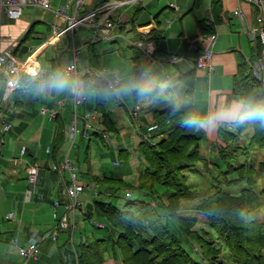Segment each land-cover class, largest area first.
Returning <instances> with one entry per match:
<instances>
[{
  "label": "crops",
  "instance_id": "crops-1",
  "mask_svg": "<svg viewBox=\"0 0 264 264\" xmlns=\"http://www.w3.org/2000/svg\"><path fill=\"white\" fill-rule=\"evenodd\" d=\"M140 1L128 6H139ZM170 2L176 4L178 8L167 6L172 11L170 16H166V19L170 17L168 23L166 20L163 23L159 21L160 12L152 17V21H137V14L132 18L137 10H143L142 7H136L132 14H127V8L122 10L126 5L116 9V14L125 13L124 20L118 21L109 30L108 36L105 37L107 39L104 41L115 43L121 39L124 46L123 48L120 45L104 47V67L112 71L109 73L111 78L116 74L119 82L113 89L96 73L92 72L87 77L82 74L86 100L79 105L78 113L92 110L98 116L94 121V131L90 137L82 138L78 135L73 147L79 149L84 141H87L85 147L89 149V151L85 150L87 154L91 151L92 142L99 140L108 144L115 157L124 155L125 158L131 157L135 160L136 156L140 157L137 148L141 141H159L171 126L192 117L198 119V125L203 131L201 141H209L207 146V154H209L211 151L215 152L222 143L218 129H229L236 126L233 121L218 119V116L242 103L233 90L238 65L245 63L249 68L250 62H253L257 56V41L251 40L243 29V24L250 27L254 23L253 6L240 0H221L219 16L214 19L210 11V0L205 13L199 16L194 14L197 8L191 10L193 0H191V5L190 0ZM59 3H63L62 0H58ZM94 3L95 0H87L86 8L93 6ZM236 8L242 9L243 21L233 15L232 11ZM190 14H193L192 23L188 21ZM169 19H171L170 22ZM201 19H204L207 28L210 27L216 33V40L212 47V63L214 64L212 74L196 66V57L208 35L202 33L197 25V21ZM34 24L35 22L29 23L21 19V16L17 19L4 16L0 23V51L8 49L12 52L30 26L34 29L32 37L39 36ZM81 28L91 31V27ZM47 37L41 40L39 45L31 48V50L34 49L31 60L39 52L36 64L41 69L52 71L51 78L41 84L31 79L27 73L22 72L21 85L8 100L4 91V78H0V110L11 123V128L0 135V201L5 202L1 214H4L8 220L4 231L8 233L5 235V241L10 244H12L13 237H17L18 242L22 244L32 233L42 234L46 230H51L55 225L51 214L53 199L60 197L62 200H67L64 189L68 182V173L52 171L48 165L51 162L59 165L69 149L70 142L66 137L65 127L68 125L72 108L69 98L70 84L61 71V59L53 55L57 46L47 44ZM83 38L77 46L79 49H86L83 54L85 61L81 60L85 64L96 65L90 54L94 58L98 56V51H93L95 47L93 44L98 40L93 42L89 36ZM139 40L152 42L155 47L153 59L148 58L141 49L135 46ZM49 48H51L52 55L46 54ZM29 55L23 60L18 59L24 67L26 65L24 62L27 61ZM170 56H176V61L171 62ZM189 71L194 72V81L193 87L187 90L179 76ZM58 78L66 81L64 88L53 87L54 81ZM146 82L159 86L161 92L147 98H134L132 89ZM91 87L94 88V96ZM104 87L113 92L109 93L110 97L108 96L109 103L113 106L112 109L106 101L105 94L102 93ZM125 89H131V91L126 92ZM92 98H94L93 102H91ZM61 101L65 103L61 104ZM97 101H102L103 108L109 114L117 131L115 137L110 135L112 132L105 130L102 116L96 110ZM118 101L121 102L120 106L117 105ZM182 102L186 105H183L180 111L172 113L161 111L167 105H179ZM135 105H139L140 110L137 116L133 117L129 109ZM42 107L54 111V116L48 118L43 115L40 112ZM104 131L109 136L108 140L102 136ZM57 141H60V144H57ZM22 145H26V151L21 156L22 162L19 164L15 159L20 157L19 151ZM86 157L85 164L76 163L79 167L78 177L82 182L84 180L82 177L85 178L84 183L91 185L92 189H85L81 195L80 213L84 209L82 202L92 200L93 196L99 192L101 184L105 185L103 186L105 195L113 194L112 189L104 184V178L121 177L130 184H136L139 169H135L133 161L129 166H123L119 172H106L104 165L98 168L90 160L88 154ZM114 162H112L113 165ZM29 163H34L39 167V180L29 199H25L24 193L27 188L25 167ZM120 165L121 162L114 166ZM208 166L211 168V164ZM58 211L61 212L62 208ZM9 212L13 213L12 218L7 217ZM186 217L196 220L194 214ZM59 236H61L59 241L50 239L52 241L48 242V239H45L40 243V256L47 257L53 264H67L72 255L70 250L68 251L69 232ZM74 247L76 249V246ZM14 253L18 256L16 248L12 251V254ZM27 261L31 260L23 259L21 263L12 259L7 264H28ZM39 262L34 261L32 264H41Z\"/></svg>",
  "mask_w": 264,
  "mask_h": 264
},
{
  "label": "trees",
  "instance_id": "trees-1",
  "mask_svg": "<svg viewBox=\"0 0 264 264\" xmlns=\"http://www.w3.org/2000/svg\"><path fill=\"white\" fill-rule=\"evenodd\" d=\"M106 1L109 0L101 3ZM202 2L193 0L191 10L198 8ZM220 8L221 0H210L214 19L218 18ZM197 25L204 34L213 32L210 27L207 28L204 19L198 20ZM33 32L30 26L12 50L13 55L21 52L23 44L32 37ZM256 44L258 54L260 44ZM58 48L53 52L56 57ZM88 75L85 74L86 77ZM179 77L187 90L193 87V71ZM20 81L21 78L16 90L21 85ZM154 86L157 91L153 95L159 94L161 88ZM135 89L131 91L132 96L140 99L134 94ZM233 90L242 102L264 101L262 87L245 63L238 65ZM183 105L186 104H170L161 111H180ZM96 110L102 116L105 130L116 134V128L103 108L102 101H97ZM197 121L190 117L171 126L159 141L140 142L137 150L144 167L139 170L135 185L121 177L104 178V184L109 188L130 189L136 196L127 198L121 207L109 201L93 199L92 213H82L83 219H88L96 229L105 228L107 234L97 237L83 234L82 230L79 232L76 247L78 264H264V220H259L255 215L261 200L254 189L258 178L264 174V157L255 162L245 158L237 165L230 162V159L241 156L248 148H264V125L260 122L245 124L237 127L236 132L219 128V137L226 146L217 148L213 159L201 154L203 131ZM247 129H251L247 145H237L228 150L227 142L237 140L239 134ZM198 162H202L206 172H209V164L212 170L218 167V174L212 176L216 183L212 182L207 189L191 188L186 181L185 173L199 170L196 167ZM219 162L225 166L224 170H221ZM232 174H236V177L228 179ZM242 180L246 181L245 187L237 194L220 185L221 182L228 185ZM260 192H264V189ZM194 213L203 216L206 227L192 230L196 220L186 215ZM93 216L102 225L95 224L91 220ZM179 235L196 241L201 260L184 247ZM224 250L229 253L228 262L221 258Z\"/></svg>",
  "mask_w": 264,
  "mask_h": 264
},
{
  "label": "built area",
  "instance_id": "built-area-1",
  "mask_svg": "<svg viewBox=\"0 0 264 264\" xmlns=\"http://www.w3.org/2000/svg\"><path fill=\"white\" fill-rule=\"evenodd\" d=\"M138 0H109L104 3L93 5L92 8L87 9V0H66L63 3L53 5V0H0V23L3 17L10 19H17L22 15V10L26 7H39L44 10H49L53 13V19L50 23L51 32L47 37V44L51 46L62 47L64 53L61 57V71L68 79L70 84V99L72 102V108L70 112V119L68 125L65 127V134L69 139V149L64 155L61 163L58 165L55 162H51L48 166L50 170L68 173V183L65 186V195L67 200H60L55 198L51 204V214L55 221V225L51 230H46L42 234L32 233L20 244L17 237H13L11 242L16 248V253L25 261H38L40 259V243L45 239L57 240L60 230H67L69 232V240L73 246V252L71 253V259L67 264H78V254L73 245V232L76 229V213L80 210V197L84 193L85 189H92L91 185H86L79 179V167L76 163H73L69 159V150L73 147L76 138L80 135L82 138L90 137L92 131H94V121L98 116L95 111L84 110L82 113H78L79 105H82L85 100L84 92V80L82 74L92 73V68L87 66L79 57V48L74 44V38L77 31L84 26L91 27V41L99 40L108 36V32L113 28L118 21L124 20L125 13H115L116 9L125 5H131ZM253 6L254 23L252 26L247 27L243 24L244 31L248 34L251 40H255L260 44V51L257 54L255 60L250 62L249 69L251 75L261 85L264 94V0H240ZM170 7L177 9L176 5H169ZM233 15L244 20L242 9L236 8L232 11ZM216 40V33L212 32L205 38V43L200 48V52L196 57V66L212 74L214 70V64L212 63V47ZM135 46L141 49L148 58L154 56L155 47L152 42L148 40H139L135 43ZM34 50L30 53L26 62V65L22 64L15 55L8 49L0 51V78H4V91L6 99L8 100L13 92L18 87L19 80L22 72L27 73L31 79L45 83V80L53 76L52 71L41 69L36 64L37 52L33 59L31 56ZM176 56H170V61H176ZM107 71L99 70L98 75L108 84L110 88H115L118 85V77L113 75L112 79H107ZM64 104L65 101H61ZM120 106L121 102H117ZM140 106L136 105L129 109L130 114L133 117L137 116ZM40 112L48 118L54 116L55 112L42 107ZM1 124L0 135L11 128V123L7 121L2 110H0ZM102 136L105 140L109 139L106 132H102ZM26 151V145L20 147V157L16 158V163H21V156ZM120 162L115 161L114 165H118ZM26 183L27 188L25 190V199H29L30 195L34 192L38 185L39 180V167L34 163H29L26 167ZM125 196L130 197V190L126 189ZM62 208L59 212L58 209ZM13 213L7 214L8 218H12ZM102 225L100 222L95 223Z\"/></svg>",
  "mask_w": 264,
  "mask_h": 264
},
{
  "label": "rangeland",
  "instance_id": "rangeland-1",
  "mask_svg": "<svg viewBox=\"0 0 264 264\" xmlns=\"http://www.w3.org/2000/svg\"><path fill=\"white\" fill-rule=\"evenodd\" d=\"M101 1L103 0H95V3L93 5H98L101 3ZM172 0H141L139 6L137 5H132V6H128L126 5L125 8H122V10H125L127 8L128 13L127 14H132L134 13L136 7H142L143 10H138L137 11V21H146V20H150L152 21V17L157 14L158 12H160V16L158 17L159 21L161 23L165 22L168 23V17L166 19V16H170L172 14V11L169 10V8L167 7L168 5L172 4V5H176L172 2H170ZM209 0H203L202 4L196 9V11L194 12V14H196L197 16L205 13L206 10V6L208 4ZM62 2H65L64 0H62ZM58 4V0H54L53 1V5L57 6ZM190 5H191V0H190ZM177 6V5H176ZM93 6H89L87 7V9L92 8ZM139 13V14H138ZM191 15V16H190ZM188 21H191L192 23V19H193V14H190ZM21 19L27 20L29 23H34L35 26V30L39 33L36 37H32L29 40H27L22 48H21V52L16 54V58L19 60H23L25 56H27L28 54H30L34 49L31 50V48H33L34 46L39 45L40 41L43 40L44 38H46L50 32H51V27H50V23L52 22L53 19V13L49 10H44L42 8L39 7H26L22 10V15H21ZM171 21V19H169V22ZM178 22V21H177ZM77 37H75V46H79L80 42L83 41V37L85 36H91V31L89 30H82L79 29L78 33H77ZM35 35V33H34ZM107 38H100L97 42H94L93 44V51H98V56L94 58V56L92 54H90V57L93 61L94 64L96 65H89V63H87L86 65L92 68V72L96 73L98 75L99 70H105L107 71V79H112L111 75H109L110 71L109 69H107L106 67H104V47H107L109 45H112L114 47H117V45H120L121 48H123L124 46V42L120 41L121 39H119V42H115V43H111L109 41H104ZM29 47V49H28ZM85 47V46H84ZM31 50V51H30ZM80 53H79V57L80 59H83V54L86 52L85 48H81L79 49ZM64 51L62 49V47L58 48L57 51V55L59 60L61 59L62 55H63ZM46 54L48 55H52V51L51 48H49L46 51ZM41 57H39L40 59ZM88 58V57H87ZM84 60V59H83ZM85 61V60H84ZM91 92L94 96V88L91 87ZM109 90L107 88H102V93L103 95L105 94V98L106 101L109 103L108 100V96L109 93H113L112 91L108 92ZM110 97V96H109ZM121 98V97H120ZM94 101V98L91 99V102ZM110 104V103H109ZM136 106V105H135ZM109 107L112 109L113 106H111V104L109 105ZM132 108V107H130ZM230 131H237V127H231L229 128ZM111 136L115 137L114 133H110ZM251 135V129H247L245 131H243L241 134H239L238 139L235 141H228V150H231L232 147L239 145L240 147H245L247 145V143L249 142V138ZM114 142H118V141H114ZM153 142V141H152ZM222 142V141H221ZM76 143V142H75ZM209 144V141H200V150H201V154L205 157L210 156L211 158H215L216 154H217V150L211 151L209 154H207V146ZM87 145V141H84L83 146H81V148L77 149L76 147L71 148L70 152H69V159L73 162V163H80V164H85L86 161V156L88 154V156L90 157V160H92L94 162V164L99 168L101 165H104V171L108 172V171H116L119 172L122 170L123 166H129L131 161H133L134 167L135 169H141L144 167V162L142 161L141 157H137L135 158V160H132L131 157L129 158H125L124 155H120L119 157H115L113 150L108 146V144L102 142V141H93L92 142V146H91V151L90 153L88 152L86 154L85 150H88L87 148H85ZM226 144H224L223 142L220 144V146H218L217 148L220 147H225ZM94 148V149H93ZM101 152V153H100ZM140 156V155H139ZM133 157V156H132ZM264 157V148H258V147H252V148H248L246 150V152L244 154H242L241 156L237 157V158H232L230 159V162L232 164H238L241 163L242 161H244L245 158H248V161H258L261 160ZM78 161V162H77ZM114 161H119L121 162L120 166H114L112 162ZM220 163V168L221 170L225 169V166H223V164L221 162ZM196 167L199 170H189L185 173L186 175V181L187 183L190 185L191 188H196V189H207L208 187L211 186L212 182L216 183V181L212 180V176L217 175L218 174V167L214 168V170L209 169V172L204 171V169L202 168V162H198L196 164ZM85 175V174H83ZM236 177V174H232L228 176V179H234ZM82 179L86 180L85 178L82 177ZM83 182H86L84 181ZM246 181L242 180L239 182H235V183H229L228 185L225 182H221L220 185L223 189L232 192V193H239L240 190L245 187ZM103 184H101V186L99 187V193L97 195H94L92 200L89 201H83L82 202V207L84 208L82 210L83 214L87 213V214H91L92 213V207H93V199L94 197L97 199H101L104 201H109L112 202L113 204H115L118 207H121L123 205V203L125 202V200L129 197L125 196V188H117L115 186H113L112 191H113V195H105L104 191H103ZM254 189L259 193L260 195V200H261V204L259 206V208L257 209V211L255 212L256 217L259 220H264V192H260L261 189H264V174H261L260 177L257 180L256 185L254 186ZM130 190V189H128ZM131 197H135L136 193L131 191ZM64 194V193H63ZM5 202H1L0 201V264H7V262H11L12 259L19 261V262H23V259L18 255L12 254L13 249L15 248L14 244H10L8 241H5V235H7L8 233H5L4 228L6 226V224L8 223V220L5 218L4 214L2 213V209L4 208ZM59 210V209H58ZM82 212L80 213V210H77L76 213V229L74 231L73 234V243L75 244V246L77 247V241L79 238V232L82 230L83 234L86 235H94L97 237H101L104 236L105 234H107V230L105 228H99L96 229L95 225H92L91 222L88 219H83V215ZM80 213V214H79ZM6 214V213H5ZM79 214V217L77 216ZM188 215H192V214H187ZM194 215H196V223L194 224V226L192 227L193 229H198L199 227H206L205 226V219L203 218L202 215L196 214L194 213ZM94 223H98L99 219L95 218L94 216L91 219ZM104 225H105V221ZM61 232V233H60ZM59 235L63 234V233H68L67 230H60ZM61 236H59L58 240L55 241H59L61 238ZM182 244L184 245V247H186V249L195 257H197L199 260H201L200 258V251H199V247L198 245L195 243L196 241L194 240H189L187 239L185 236H181L179 235ZM67 238V236H66ZM52 240L48 239V242H51ZM53 244H55V242H52ZM70 250V252H73V246L71 244V242L69 243V248L68 251ZM262 253L264 255V249L262 250ZM228 257H229V253L227 250L223 251V254L221 253V258H223V260H225L226 262H228ZM21 259V260H20ZM40 261L39 263L41 264H53L47 257H43L40 256V259L38 260ZM32 262L34 261H27L26 263L28 264H32ZM62 262V261H61Z\"/></svg>",
  "mask_w": 264,
  "mask_h": 264
},
{
  "label": "clouds",
  "instance_id": "clouds-1",
  "mask_svg": "<svg viewBox=\"0 0 264 264\" xmlns=\"http://www.w3.org/2000/svg\"><path fill=\"white\" fill-rule=\"evenodd\" d=\"M65 86L66 81L62 78H58L53 83V87L58 89ZM124 91L128 92L131 89H125ZM156 91V86L151 82H146L142 86L137 87L134 94L140 98H147L152 96ZM218 119L233 121L237 127L245 124H255L256 122L264 125V101L249 100L242 102L234 106L232 110L222 112L218 116ZM188 123L191 124L192 122Z\"/></svg>",
  "mask_w": 264,
  "mask_h": 264
}]
</instances>
